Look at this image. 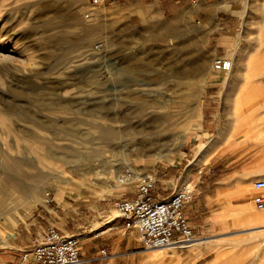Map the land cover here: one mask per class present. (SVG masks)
<instances>
[{"label": "rangeland", "instance_id": "374dc122", "mask_svg": "<svg viewBox=\"0 0 264 264\" xmlns=\"http://www.w3.org/2000/svg\"><path fill=\"white\" fill-rule=\"evenodd\" d=\"M193 1L175 16L144 21L133 3L118 0L97 9L89 0H0V170L21 159L25 175H44L21 178L42 189L41 203L23 222L0 219V254L55 226L81 191L119 225L112 204L126 188L116 179L130 167L156 175V197L195 190L187 214L197 245L145 251L135 232L116 230L97 264H264V209L252 202L253 183L264 181V75L255 76L264 74V0H239L230 5L239 6L234 15L220 13L216 0H203L201 15L202 0ZM215 58L230 60L232 71H213ZM142 125L159 133L152 157L138 153L127 131ZM102 128L116 141L98 140ZM158 153L165 159L155 161ZM232 176L251 203L229 214L224 229L203 230L204 187ZM26 201L15 193L5 199L19 213ZM247 215L256 221H243Z\"/></svg>", "mask_w": 264, "mask_h": 264}, {"label": "built area", "instance_id": "2783aa9c", "mask_svg": "<svg viewBox=\"0 0 264 264\" xmlns=\"http://www.w3.org/2000/svg\"><path fill=\"white\" fill-rule=\"evenodd\" d=\"M93 9L103 8L108 0H89ZM212 69L219 73H230L232 62L225 58H215ZM158 179L156 175H143L133 168H126L117 177L120 187H135L134 198L125 196L116 199L112 206L118 218L123 220L127 232H135L142 250H165L177 246L186 249L196 241L195 229L187 214L193 202L195 190L190 186L177 188L170 196L159 199L155 196ZM256 195L252 202L259 209H264V181L253 183ZM46 204L53 202L52 194L47 193ZM106 257L105 250L88 263H97ZM20 264H86L82 258L79 236L67 235L55 226L45 229L42 239H34L32 247L23 252Z\"/></svg>", "mask_w": 264, "mask_h": 264}, {"label": "crops", "instance_id": "0c3cea01", "mask_svg": "<svg viewBox=\"0 0 264 264\" xmlns=\"http://www.w3.org/2000/svg\"><path fill=\"white\" fill-rule=\"evenodd\" d=\"M122 2L121 4L133 3L134 11L139 18L144 21H148L152 16H175L177 13L184 11L188 8L191 3H194L193 0H118ZM198 1V0H196ZM239 0H216L221 7L217 10L220 13H227L229 15H234L237 13L239 6H234L230 8V5ZM226 6V7H225ZM208 9L203 8V0L201 1V6L199 8V13L203 15ZM211 20H214V17H211ZM223 43H228V41H222ZM204 184V182H203ZM130 189L132 187H129ZM123 195L126 198L127 196L132 195V191L127 190ZM203 192V230H222L225 228V224L229 223L228 216L232 217V214L244 212L247 205L251 201L246 197L245 194H240L238 190V179L235 176L230 178H224L219 181V185L215 187L214 190L209 189V186L204 187ZM122 193V192H120ZM135 194V193H134ZM93 196L89 192H80V195L77 197V200L71 204L72 210L70 214H66L63 217H54L52 223H55V226L64 234L79 236L81 241V251L82 258L86 264H97V263H88L92 258L97 255H100V252L104 250V247L109 248L110 245L106 244L108 239H111V234L113 231H120L125 233L126 230L123 228V220L119 222V225H110L112 222L105 220V216L101 209L98 206H95L97 202L92 200ZM161 198L159 195L157 196ZM239 202V203H237ZM98 208V209H97ZM213 208L215 211L213 213ZM97 209V210H96ZM95 213V216L90 221V217L93 216L92 212ZM189 212V210H188ZM48 213H51V211ZM246 222H255V216L247 215V219H243ZM66 224L72 225V227L66 226ZM88 224V225H87ZM193 224V223H192ZM108 227L107 229H104ZM195 228L196 225L193 224ZM84 228V230H80ZM97 231L101 234H95ZM45 230H39V236H33L31 233L30 238H27V241L20 246L15 245L11 248L10 253L0 254V264H19V257L22 256L23 252L26 249L32 247L34 239H42ZM134 235V233H132ZM109 241V240H108ZM109 243V242H107ZM112 243H115L112 242ZM123 240L120 239L118 245L122 244ZM87 246V247H85ZM84 247L86 248L84 250ZM105 260L101 261L104 262ZM115 260L109 264H113ZM116 263V262H115ZM130 264H134V260Z\"/></svg>", "mask_w": 264, "mask_h": 264}, {"label": "bare ground", "instance_id": "6f19581e", "mask_svg": "<svg viewBox=\"0 0 264 264\" xmlns=\"http://www.w3.org/2000/svg\"><path fill=\"white\" fill-rule=\"evenodd\" d=\"M232 68H233V66H232ZM263 75L264 74L257 73L255 76L261 77ZM248 77L249 76H246V82L248 81L247 83L249 84V86H254L256 84V82L254 83L256 78L252 79L254 77V75L251 78L250 77L248 78ZM154 122H155V120H154ZM156 127H157V125H156ZM127 131L130 134L135 133V134H133V135H136L134 140L137 141V143H139L138 147L136 149L138 151V153L147 154L149 152V155H148L149 157L154 156V155H151V153H152L151 150H152V147L156 143L160 142V139L158 136L159 133L157 134L152 128L144 127L143 125L140 126V128L137 129L136 132H134L135 130H132L130 128ZM131 132H133V133H131ZM96 137L98 140H100L103 143H111V142L116 141V133L112 129H109V128L99 129V131L96 134ZM137 137H139V139ZM136 138L138 140H136ZM129 144H131V143H129ZM204 155L207 158L210 154H209V152H206ZM165 157H166L165 154L161 155L158 153L157 158L156 159L154 158V159H155V161H161L162 159H165ZM121 164L122 163H120L119 165H121ZM24 165H25V162L23 160L15 159L11 162L8 171L0 170V174L7 176V179H8L7 185L0 186V219H2L3 217H7V220L5 221L6 223H8L9 221H13V222L17 221L16 223L25 221L26 217L33 210L36 209L38 204L41 203L40 197H41V190L42 189L40 187L33 188L32 186H24L21 182V178L26 176L27 179L31 182H33V181H40L41 182L44 179V175L41 173H33L31 171L27 175H25V173L23 171ZM29 169L31 170L32 168L29 167ZM82 173L86 176V173H88V172H87V170H84ZM90 173L91 172H89L88 174H90ZM91 174H93V173H91ZM56 180H55V182H57V184H58L59 181H56ZM12 193L17 194L18 197H25V200H27L25 202V204H23V206H22V210H21L22 212L21 213L11 210V208H9L8 205L5 203V199L12 196ZM47 193H46V195H47ZM45 200L47 201V197H45ZM14 220H16V221H14ZM195 245H197V243H192L190 245H187L185 248H187L189 246H195ZM174 247H177V246H174Z\"/></svg>", "mask_w": 264, "mask_h": 264}]
</instances>
